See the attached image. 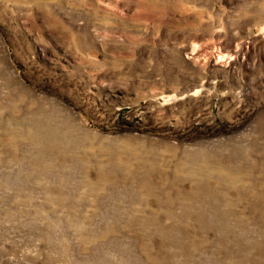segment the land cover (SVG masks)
Here are the masks:
<instances>
[{"label":"rangeland","instance_id":"obj_1","mask_svg":"<svg viewBox=\"0 0 264 264\" xmlns=\"http://www.w3.org/2000/svg\"><path fill=\"white\" fill-rule=\"evenodd\" d=\"M0 264H264V0H0Z\"/></svg>","mask_w":264,"mask_h":264}]
</instances>
